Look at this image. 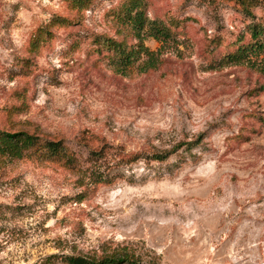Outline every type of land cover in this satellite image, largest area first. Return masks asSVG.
Returning <instances> with one entry per match:
<instances>
[{
	"label": "rangeland",
	"instance_id": "rangeland-1",
	"mask_svg": "<svg viewBox=\"0 0 264 264\" xmlns=\"http://www.w3.org/2000/svg\"><path fill=\"white\" fill-rule=\"evenodd\" d=\"M253 25L264 0H0V131L39 139L0 161V264H264V53L226 61Z\"/></svg>",
	"mask_w": 264,
	"mask_h": 264
},
{
	"label": "trees",
	"instance_id": "trees-1",
	"mask_svg": "<svg viewBox=\"0 0 264 264\" xmlns=\"http://www.w3.org/2000/svg\"><path fill=\"white\" fill-rule=\"evenodd\" d=\"M42 37L39 33L36 37L38 42ZM251 42L247 45L239 47L234 53L226 56L228 63H239L248 60L250 57H257L264 53V28L253 25L250 29ZM107 52H112L114 56H118V59L123 65L132 64L139 57V51L122 43H116L114 41H107ZM39 139L33 134H29L25 131L7 132L0 131V161L5 158L20 159L24 155V152L33 149L38 145ZM44 148L49 155L55 156L60 151L59 142H45ZM168 157V154H154L153 160L164 161ZM63 262L65 264H137L134 256L129 255L128 252L111 253L105 255L98 260L87 259L85 257H65Z\"/></svg>",
	"mask_w": 264,
	"mask_h": 264
}]
</instances>
